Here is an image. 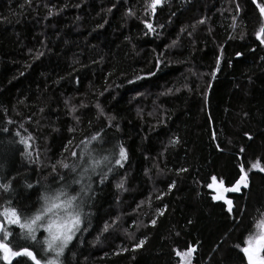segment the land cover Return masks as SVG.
<instances>
[{"label":"trees","instance_id":"obj_1","mask_svg":"<svg viewBox=\"0 0 264 264\" xmlns=\"http://www.w3.org/2000/svg\"><path fill=\"white\" fill-rule=\"evenodd\" d=\"M150 3L0 0V213L41 210L45 193L81 179L93 146L82 230L60 264H180L189 247L195 264H249L242 241L264 232V172L249 170L264 167V44L253 34L264 0H162L155 13ZM241 160L248 186L227 193L229 212L207 185L230 187ZM36 236L7 221L0 231L44 264L57 254ZM7 254L0 264H35Z\"/></svg>","mask_w":264,"mask_h":264},{"label":"snow or ice","instance_id":"obj_2","mask_svg":"<svg viewBox=\"0 0 264 264\" xmlns=\"http://www.w3.org/2000/svg\"><path fill=\"white\" fill-rule=\"evenodd\" d=\"M162 3V0H151V3L149 7L152 10V13H155L156 7ZM257 8L259 10V15L261 17H264V3H257ZM237 11H239V5H236ZM51 14V13H50ZM129 14L131 13V9H129ZM236 17H233V21L235 22ZM203 23V20L200 21ZM149 29V31H154L153 26L148 21L144 22ZM259 42L261 44H264V20L260 23L258 29L253 33ZM237 55H241L240 53H237ZM219 64V59L217 61ZM139 79V77L137 78ZM96 107L99 109L100 106L96 105ZM75 108H72V111L75 112ZM102 113V109H101ZM78 119V118H77ZM6 131V129H5ZM69 131H72V129H69ZM247 136L248 134L245 133ZM16 136H20V131L18 130L16 132ZM31 138V134L29 133L28 137L20 136V142L21 143H27L28 140ZM250 138V137H249ZM91 140H98L101 139L100 132L95 133L90 137ZM173 143L176 141H172ZM71 144V141L68 142ZM81 143H84V141H81ZM219 147V146H218ZM65 151H68L67 146L65 147ZM241 153L244 152V149H240ZM72 156H77L76 152L70 153ZM106 159V157H105ZM127 159V152L126 149L123 148V146H120L119 148V158L116 159L115 163L116 165H119L120 167H123V161ZM58 164H60L64 168H68L69 165L64 163L62 160L57 161ZM94 164H99L100 161L93 160ZM53 171H55L56 165H52ZM240 172L242 175L239 179L235 181L234 184H232L230 187L225 186V182L223 180H220L219 183H216L217 177L213 176L211 177L212 183H209L207 185L208 188L215 187V195L214 199L217 201H225L228 205V211L231 212L232 208V201L226 198V193L228 192H238L240 191L241 186L247 187V173L245 172V164L244 161L241 160L239 163ZM259 168L261 172H264V167H261L259 159H257L256 162L250 163L251 169ZM111 170V169H110ZM180 171H185L184 169H181ZM75 183H79L78 181H74ZM123 180H121L120 183L116 185L117 188L123 187ZM28 187H32V185H28ZM171 188L172 185H169ZM0 188H4L7 190L9 188V184H0ZM65 193L62 191H57L55 195H50L45 193L41 198L44 201V205L41 210H38L34 215L31 216H25L22 217L20 212L17 211L16 208H5L3 209V212L0 213V215H3L4 219L0 220V231H4V224L5 221H7L8 224L11 225H18L21 230H24V235L28 238H30L32 241H35L37 239L36 233L39 229H44L47 232V236L44 237V243L47 244L48 249L53 250L57 255L55 257L49 258L44 261V264H60L59 256L63 254L64 249L67 247L70 241L73 240L74 236L78 231H81V216L79 212H71L69 211L65 217H61L57 211V209L60 208H69L72 205V201L77 199V196H69L67 199L62 200L61 196H64ZM78 195V194H77ZM158 199L160 197H157ZM162 214V213H161ZM151 224L155 225L156 220L152 219L150 221ZM261 225H264V220L259 221ZM110 225L107 223L104 225V231H107ZM4 235H10L7 232H4ZM99 239V237H97ZM242 243H245L246 246L242 248V251L247 255L249 264H264V256H260V253L264 251V232H261V234L253 238L249 236L246 241H242ZM143 244V240H141L139 243L135 244L134 247L138 248ZM239 247V245L237 246ZM0 248H3L6 253L9 255L14 256H27L31 257L33 261H35V264H42L41 260L37 259L34 253L30 250V248L27 247H21L19 251L13 252L7 243H4L3 241H0ZM193 252V248L189 247L186 252H180L177 251V255L184 257L187 255H190ZM7 258V257H6Z\"/></svg>","mask_w":264,"mask_h":264},{"label":"rangeland","instance_id":"obj_3","mask_svg":"<svg viewBox=\"0 0 264 264\" xmlns=\"http://www.w3.org/2000/svg\"><path fill=\"white\" fill-rule=\"evenodd\" d=\"M88 150H90V154L88 156L87 162L85 163V166L83 167V170L80 172L81 179H80V176L78 174V178L72 180L73 182H71V183H73V185L71 187H69V185H68V182H69L68 180H65V181L62 180V183H58L56 188L53 189L54 190V192H53L54 194L53 195H55L57 191H62V192L65 193L64 196H61L62 200L67 199V197H69V195L70 196H77V199L72 201V205L69 208H63L62 207L60 209L55 210V211L58 212V214L61 217H65L69 211H71V212H79L80 216L82 214V207H83V203L85 201L84 197H85V195L88 194L89 187H90V182L89 181H88V183L87 182H83V180L86 179V176H90L91 174L94 175V173H95L97 168L94 167L95 164L93 163V160L99 161L98 160L99 155H97L96 152H100L96 148H93V146L90 147ZM106 160H107V157H106ZM74 181H78L79 183H75ZM75 187H78V189H77L78 191L74 189ZM42 230L44 231L45 236H47L46 230L39 229V231H42ZM191 248H193V252L190 255H187V256H184V257L180 256V258H181L180 264H195L193 260H194V255H195L196 248L195 247H191ZM183 252H186V251H183ZM12 256L13 255H11V257Z\"/></svg>","mask_w":264,"mask_h":264},{"label":"water","instance_id":"obj_4","mask_svg":"<svg viewBox=\"0 0 264 264\" xmlns=\"http://www.w3.org/2000/svg\"><path fill=\"white\" fill-rule=\"evenodd\" d=\"M214 191H215V188H214ZM215 195V194H214ZM226 195V198L227 199H229V200H231L228 196H227V193L225 194ZM33 252V251H32ZM35 255V254H34ZM9 257H10V255L9 254H7V260L9 259ZM17 256H13V258L12 259H14V258H16Z\"/></svg>","mask_w":264,"mask_h":264}]
</instances>
